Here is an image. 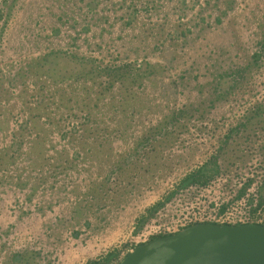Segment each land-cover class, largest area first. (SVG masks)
Here are the masks:
<instances>
[{
    "label": "rangeland",
    "instance_id": "374dc122",
    "mask_svg": "<svg viewBox=\"0 0 264 264\" xmlns=\"http://www.w3.org/2000/svg\"><path fill=\"white\" fill-rule=\"evenodd\" d=\"M263 44L264 0H0V264L120 260L188 176L244 167Z\"/></svg>",
    "mask_w": 264,
    "mask_h": 264
},
{
    "label": "built area",
    "instance_id": "2783aa9c",
    "mask_svg": "<svg viewBox=\"0 0 264 264\" xmlns=\"http://www.w3.org/2000/svg\"><path fill=\"white\" fill-rule=\"evenodd\" d=\"M67 128L69 130L73 128L81 130L78 123L74 124L73 122ZM258 146L252 151L251 159L244 167L231 172H222L205 183H190L177 187L172 195L156 209L154 214L137 229L131 239L132 248L127 253L136 246L147 243L154 238L172 235L186 227L197 224L264 225V148H262L264 144ZM67 182L69 183L68 180ZM44 187H40L38 196L34 197L29 205L39 208L43 203V198H41L43 195H54L53 190L50 191ZM66 188V193L69 194L71 186L67 185ZM16 190L23 193L28 191V189L18 188ZM76 200L70 196L65 202V208L74 205ZM23 204L21 201L20 205H13L12 207L16 209ZM54 214L53 220L55 222L60 216L56 210ZM17 230L18 226L12 231V237L17 236ZM0 234L4 241L7 240L5 235L1 232ZM66 238L68 242H74L76 240L74 231L69 230ZM38 240L39 238H36V242ZM125 255L120 260L100 264H119ZM58 258L60 256L56 253L51 264H58L56 260Z\"/></svg>",
    "mask_w": 264,
    "mask_h": 264
},
{
    "label": "water",
    "instance_id": "95a60500",
    "mask_svg": "<svg viewBox=\"0 0 264 264\" xmlns=\"http://www.w3.org/2000/svg\"><path fill=\"white\" fill-rule=\"evenodd\" d=\"M119 264H264V225L189 226L136 246Z\"/></svg>",
    "mask_w": 264,
    "mask_h": 264
},
{
    "label": "trees",
    "instance_id": "16d2710c",
    "mask_svg": "<svg viewBox=\"0 0 264 264\" xmlns=\"http://www.w3.org/2000/svg\"><path fill=\"white\" fill-rule=\"evenodd\" d=\"M263 48H264V44H263ZM211 172H213L212 169L207 170V168H203V169H201L200 171H198L197 173H194V174L188 176V178L184 181L185 183H183V184L186 185V184H190V183H205V182H207L209 179H211V178H210L211 176L209 175ZM209 176H210V177H209ZM161 204H162V203H160V205H161ZM160 205L158 204L156 207H154L153 211L151 212V215L154 214L153 212H155L156 209H157ZM147 218H148V217L143 218V219L140 221V224H139V226H138V229L144 224V222H145L146 220H148ZM110 258H111V257H109V258H107V259H104L103 261H93V262H91L90 264H100V263H102V262H107V261H109Z\"/></svg>",
    "mask_w": 264,
    "mask_h": 264
}]
</instances>
